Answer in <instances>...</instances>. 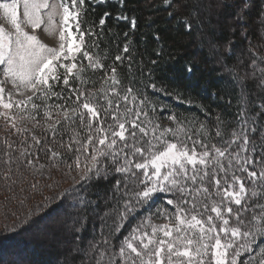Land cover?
<instances>
[{"label":"snow or ice","instance_id":"obj_1","mask_svg":"<svg viewBox=\"0 0 264 264\" xmlns=\"http://www.w3.org/2000/svg\"><path fill=\"white\" fill-rule=\"evenodd\" d=\"M89 2L106 3L107 0ZM118 2L122 3V0ZM233 2L237 7L232 17L233 30L235 27L244 29L253 0ZM261 4L264 5V0ZM20 6L21 0L0 2V10L10 18L14 29V32H8L0 26V65H4L5 80H10L18 94L23 95L24 91L33 94L24 101H16L15 107L27 105L33 97L42 99L46 120H53L55 110L66 122L74 123L78 117L80 125L89 133L86 140H81L77 133L65 144L56 140V125L60 120L48 125L53 136L51 144L75 153L71 164L62 160V154L52 146L40 149L53 167L63 163L72 170L74 164L79 171L83 165V183L79 189L70 190L68 194L72 195V200H65L62 212L65 234H77L72 249L82 253L80 264H264V122L259 116L254 117L250 111L242 109L237 113L235 127L222 128V122L216 125V142L207 141L203 126L205 138L193 139L182 124L178 123L175 129L161 128L145 110L147 100L135 95L133 89L120 95L114 87L120 83L114 67L104 80L105 84L110 80L113 87L101 89L107 106L93 104L94 94L86 96L70 86V78L82 80L84 60L92 70L104 68L88 51L86 36L96 34L91 28L86 31L81 27L85 0H59L56 4H50L49 0H23V23L33 32L44 24L45 15L49 27L54 26L55 17L60 16L58 47H50L37 35L24 30L18 18ZM203 7V3H197L192 12L198 13ZM108 16L106 12L100 18V26L105 24ZM117 19H127V16L118 15ZM182 22L191 30L192 25L186 18ZM131 24L134 28L135 18ZM241 34L245 35L243 31ZM123 51L127 53L128 47L125 46ZM115 59L120 61L122 57L117 55ZM187 70L190 72L191 67ZM61 79L69 86L71 95L68 98L53 90ZM4 83L0 80V109L11 110L14 102L11 93L5 98ZM152 88L161 91L155 83ZM73 95L76 107L47 104L52 96L66 101ZM31 107L35 111L40 105L33 102ZM101 110L105 114L103 117ZM261 110L264 111V106ZM0 116L6 121H14L7 112L0 111ZM169 119L176 121L174 115ZM12 127L15 128L14 122ZM32 140L35 146L41 144L36 136H32ZM5 145L4 155L8 159L4 163L7 165L34 154L25 148L19 156L13 157L8 151L15 150L13 145L7 141ZM38 160L36 157V162ZM27 166H34L33 159H27ZM39 167L42 169L45 165ZM116 174L120 176L112 189V199L116 203L104 214L105 217L115 214V226L108 225L107 221L101 223L85 242L83 231L88 217L97 211L96 202L88 196L90 184L93 180H107ZM4 178L8 179L7 174ZM129 184L133 185L132 189ZM159 193L169 197L166 205L173 211L155 203ZM122 196L128 199H122ZM150 205L155 214L167 222L154 225L150 217H146L147 225L141 221L113 243L128 217L141 208L149 211ZM85 243L87 246H82ZM245 253L249 257L256 253L259 256L245 262L240 259Z\"/></svg>","mask_w":264,"mask_h":264},{"label":"trees","instance_id":"obj_2","mask_svg":"<svg viewBox=\"0 0 264 264\" xmlns=\"http://www.w3.org/2000/svg\"><path fill=\"white\" fill-rule=\"evenodd\" d=\"M209 2L205 0H167V2L166 0H122V3H119L118 0H107L106 3H90L89 0H85L81 27L86 31L91 28L96 34L86 36L88 51L100 60L104 68L92 70L87 67L88 62L84 60L85 70L81 73L82 80L70 78V86L84 92L86 96L94 94L96 98L92 99V103L106 107L101 89L113 87L108 86L109 82L105 84L104 80L111 75V69L114 67L120 81L114 87L120 95H124L129 88L133 89L135 95L147 100L145 110L150 113L153 121L159 122L161 128L175 129L178 123L182 124L187 134L192 135L193 139L205 138L203 126V130L207 132V141L216 142L218 139L215 137L216 125L222 122L220 123L222 128L235 127L237 113L242 109L250 111L254 117L258 115L259 120L264 122V111L261 110L264 106V83H262L264 56H257L259 51L264 54V15H262L264 5L261 4V0L258 2L249 24L244 28L249 32V36L246 37L242 36L243 29L240 27H235L233 30V21H229L232 18L229 13L233 12L234 16L235 10L233 11L227 4L217 7L212 2L209 8ZM197 3H203L204 7L198 13L192 12ZM106 12L109 16L105 24L100 26L99 20ZM118 15H126L127 19L118 20ZM133 18L136 21L134 28L131 24ZM185 18L191 23V30L186 29L185 23L182 22ZM125 46L129 49L127 53L123 51ZM117 55L122 57L120 61H116ZM216 55L220 56V60L216 58ZM188 67H191L190 72L187 70ZM60 72L62 73L63 69ZM153 83L161 91H155L152 88ZM53 90L65 98L71 95L69 86H65L62 79L54 85ZM112 98L115 100V97ZM33 102L40 105L38 111L36 110L38 120L46 122L43 110L45 101L35 97ZM56 103L65 104L66 107H76L74 95L66 101L57 100L55 96L47 100V104ZM104 115L101 110V116ZM170 115L176 117L175 122L169 119ZM57 119L60 120V123L56 125L57 141L67 144L77 133L81 140H86L88 130L80 125L78 117L74 123L66 122L64 118H58L53 110L51 122ZM16 128L19 129L18 126ZM10 133L8 130L6 136H0V145L5 144V141L11 143L15 149L10 151L13 157L19 156V147L32 145L34 147L29 148L34 149V157H39L38 162L48 165L50 162L40 149L52 146L62 154V160L73 163L75 153H69L66 148L52 145V133L42 125L35 126L32 132L41 140L39 146H35L32 138L21 130L11 136ZM4 153L5 150L0 146V176L5 173L2 172V170L5 171L3 163L8 158ZM34 157L28 158L35 162ZM28 158H21L14 163L19 167L21 165L25 167ZM63 167L67 168L63 163H59L54 169L62 175L65 170ZM74 168L73 164V173L79 172ZM81 172H83V165ZM119 178V174H116L109 176L107 180L91 182L88 196L96 202L97 211L88 217L86 230L83 231L85 242L91 238V231L99 222L93 217L104 216L116 203L112 199V189ZM82 183L80 181L75 188L79 189ZM121 188L123 191V184ZM132 188L133 185L129 184V189ZM27 190L36 193L34 184ZM60 192L61 189H59ZM121 198L128 199L123 196ZM155 198L158 204L163 205L170 212L173 211L171 206L166 205V200L169 198L167 195L159 193ZM52 212H55V209ZM56 213H61V210L58 211L56 208ZM45 216L51 217L50 214ZM158 218L164 223L167 222L163 218ZM144 219L143 208L130 215L116 234L113 243H117ZM105 221L114 227L115 214L104 217ZM26 228L11 230V234L14 235L7 236L0 231L2 235L0 247L4 248L2 255L0 254V264H13V261L7 263L8 256L4 254L5 250L20 248L22 245L25 247L23 255L26 264H80L83 259L80 253L73 254L66 248L67 245L63 250L62 243L52 245L46 241L41 242L38 240L39 237L32 239L33 233ZM76 235L75 232L71 233L68 239L69 244L72 245ZM25 236L28 237L25 238ZM19 237L22 241L21 246H14ZM82 246L87 245L85 243ZM14 252L15 255L18 254L17 251ZM246 258H248L247 253L240 257L247 262Z\"/></svg>","mask_w":264,"mask_h":264},{"label":"rangeland","instance_id":"obj_3","mask_svg":"<svg viewBox=\"0 0 264 264\" xmlns=\"http://www.w3.org/2000/svg\"><path fill=\"white\" fill-rule=\"evenodd\" d=\"M210 1L216 4L217 7L221 6V4H227L233 11L235 10L237 12V7L235 6L233 0H205ZM260 0H253V6L247 13V18L245 20V25L249 24L250 18L253 15L254 10L256 9V6ZM0 2H5V0H0ZM6 2H11V0H6ZM239 0H236V3H238ZM23 0H21V6L18 9V18L21 22L22 27H24L25 31H28L30 34L37 35V37L41 40V42L45 43L46 45L50 47H58L59 46V30H60V16L57 15L55 17V25L49 27L47 16H44V24L41 25V28L36 29L35 32H33L32 28L28 25H25L23 23L24 17H23V7H22ZM50 4H56L59 3V0H49ZM234 12V14L236 13ZM233 17L232 14L229 13ZM232 21V18L229 20ZM221 22V19H220ZM0 26H3L6 31L8 32H14V29L10 23V18L6 17L3 13V10H0ZM45 28H48L47 31H45ZM245 31V32H244ZM243 32L245 35L243 36H249V32L246 31V29H243ZM241 36V35H240ZM215 47H213L214 49ZM261 55L264 56L260 51L257 53L258 57H261ZM216 58L220 60V56L216 55ZM3 68L4 65H0V80H4V88H5V98L7 99L8 93H11L12 100L14 102V107L11 110H5L0 109V111L7 112L10 116L14 117V121H6L5 117L0 116V136L4 135L6 136V132L10 130V136L13 135L15 132H17V126L18 128L23 131L24 133H27L30 138L32 136H35L32 132L34 131V127L39 125L44 126L48 129V125L53 124V122L46 120L45 121H39L38 116L36 114V110L34 111L31 107L32 101L29 102L27 105H21L20 108L15 107L16 101H24L27 99L28 96H32L33 94L28 91H24L23 95L18 94L17 90L13 88L10 80H5L4 74H3ZM111 85V81L109 80V85ZM38 95V94H37ZM35 97H33L34 99ZM45 110V109H43ZM38 111V110H37ZM35 117L33 119L32 117ZM63 118V115H59L58 118ZM15 123V128L12 127V123ZM42 123V124H41ZM5 150L6 145H0ZM27 148L30 152H34V149L27 147H19L18 149V155L22 150ZM11 151V149H9ZM33 154V157H34ZM28 158V157H27ZM36 159V157H34ZM8 159V158H7ZM25 159V158H24ZM34 161V160H33ZM4 164V170L2 172H5L0 176V231L2 234L7 235H14L11 234L12 231H16L20 227H27V231H30L33 233L32 239L40 240L41 242L46 241L47 243H51L52 245H62L63 250H65V245H67V249L71 252L77 253L73 251L72 245L68 243V239H70L71 233L65 234V230L63 228V224L65 222V218L62 216V212L64 210L65 206V200L68 202H71L72 195L68 194L70 193V190L75 188L78 183L81 181V176L83 175V172L79 170V172L73 173L72 171H69L68 168L63 167L65 170L63 171V174L58 170H55L53 166H51V163L46 165L42 162H34L33 167L29 166H23L17 165L16 163H11L10 165ZM40 164L45 165L42 169L39 167ZM11 167V172H8V168ZM18 169V170H17ZM75 169V168H74ZM7 174L8 179L4 180L5 175ZM67 177V179H64ZM70 181H69V179ZM34 184L36 193H31L28 191L31 188V185ZM73 186V187H72ZM68 187V188H67ZM59 189H61V192L59 193ZM58 190V192H56ZM67 194V195H66ZM155 203L158 204V201L155 198ZM149 211L144 210V223L148 224V219L146 217H150L151 224L154 225H161L164 224L162 220L158 218V216L155 214L154 210H152V206H148ZM57 210H61V213H56ZM55 212H52V210ZM50 214L51 217H46L45 215ZM94 215V214H93ZM103 216H99L97 218L93 219L99 222L96 223L94 228H98L101 223H104V220L101 219ZM43 218V219H42ZM148 230V229H147ZM26 231V232H27ZM10 232V233H9ZM0 233V236H2ZM91 235H93V230L91 231ZM28 236H25L27 238ZM37 237V238H36ZM66 239V240H65ZM61 240H65L64 242ZM74 241V240H73ZM259 242V241H258ZM22 241L21 237L18 238L17 241H15L14 246H21ZM71 245V246H70ZM25 246V245H24ZM264 246V245H262ZM17 248V247H15ZM7 249L5 250L4 254H7L8 256V262L13 261V264H26L23 252L25 250V247L23 245L20 248ZM4 248L0 247V254L2 255V251ZM17 251L18 254L15 255V252ZM80 255L83 257L82 253ZM259 254L256 253L253 256L246 258L248 261L256 260L258 259ZM20 261V262H18Z\"/></svg>","mask_w":264,"mask_h":264}]
</instances>
